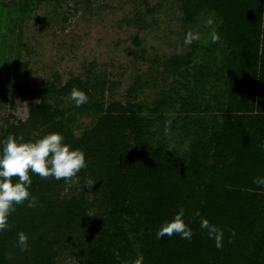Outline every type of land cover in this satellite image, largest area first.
Listing matches in <instances>:
<instances>
[{"label": "trees", "instance_id": "16d2710c", "mask_svg": "<svg viewBox=\"0 0 264 264\" xmlns=\"http://www.w3.org/2000/svg\"><path fill=\"white\" fill-rule=\"evenodd\" d=\"M43 1L0 0V107L13 86L11 38L19 19L11 21L12 13L28 16ZM176 1L196 33L201 18L215 24L206 44L193 40L188 51L164 63L160 85L151 77L157 91L152 106L147 96L139 100V86L125 91V102L110 99L112 93L107 99L114 84L93 70L94 63L64 84L18 87L30 100L28 114L24 121L0 116V142L60 133L85 153L87 167L67 183L30 173L37 204L14 206L0 232V264H55L67 250L75 264H135L141 257V264H264V186L253 183L264 177V0ZM48 20L59 26L66 18L54 13ZM140 52L136 59L145 55ZM73 88L86 93V104L51 107ZM79 117L88 122L76 136ZM166 128L176 133L171 150ZM180 209L192 239H157V230ZM201 219L223 230L222 248L200 227ZM20 232L28 237L26 251L17 244Z\"/></svg>", "mask_w": 264, "mask_h": 264}, {"label": "rangeland", "instance_id": "374dc122", "mask_svg": "<svg viewBox=\"0 0 264 264\" xmlns=\"http://www.w3.org/2000/svg\"><path fill=\"white\" fill-rule=\"evenodd\" d=\"M179 4L176 0H44L38 5L34 4L28 16L20 17L13 12L11 21L16 17L19 19L11 38L14 49L11 52L9 82L13 86L6 91L7 98L0 107V116L10 114L21 121L26 119L30 100L28 96L20 94L18 87L24 90L41 88L47 80H60L64 84L72 77L82 76L86 66L93 63V70L107 74L114 84L113 90L106 95L107 99L125 102L122 98L125 91L132 86L140 90L139 86L144 93L141 96V92L139 100L145 102L147 96V103H151L157 96V91L150 86L151 77H155V87L160 85L164 63L188 51L193 40L196 42L193 39L187 43L186 36L189 33L198 34L197 43L204 45L215 24L210 16L201 18L196 25V31L201 32L196 33L182 20L184 13ZM54 13H62L66 18L59 21V26H54L48 20ZM209 20L212 23H208ZM142 49L145 55L136 59V55L140 57ZM154 57L160 61L159 64L147 62ZM172 79L167 75V82ZM143 81H147L145 86ZM63 99L57 104L51 102V107L74 106L71 96ZM9 101L14 103L13 110L9 108ZM75 121L77 125L81 123L76 132V136H79L88 119L79 117ZM166 129L165 138L171 150L176 145V133H169L170 129ZM179 146L181 148L178 147V150L182 151L183 144ZM64 193L60 196L63 197ZM262 206L264 224V200ZM65 252V256H58L55 264L77 263L70 250Z\"/></svg>", "mask_w": 264, "mask_h": 264}, {"label": "clouds", "instance_id": "9594fccd", "mask_svg": "<svg viewBox=\"0 0 264 264\" xmlns=\"http://www.w3.org/2000/svg\"><path fill=\"white\" fill-rule=\"evenodd\" d=\"M208 23H212L211 20ZM198 34L189 33L186 42L198 39ZM213 42L219 36L213 34ZM71 99L76 107L88 102L85 92L73 88ZM0 148V232L8 228V217L15 210V205L28 202V207H35L36 198L31 196L29 188L32 184L30 173L38 174L41 178L53 177L63 179L66 183L73 180L81 169L87 167L85 153L73 149L65 143L60 133H49L35 141L20 143L15 136H8ZM18 177L13 183L12 178ZM257 187L264 186V177L254 179ZM199 215V213H197ZM184 210L180 209L174 214L171 221L164 222L156 232V238L162 239L165 235L171 237L178 234L181 239L191 240L192 229L184 221ZM200 227L207 231L210 239L215 240L216 248L223 247L224 232L217 225L207 219H201ZM17 244L21 251L29 247L28 237L25 233H18ZM142 257L135 264H141Z\"/></svg>", "mask_w": 264, "mask_h": 264}]
</instances>
